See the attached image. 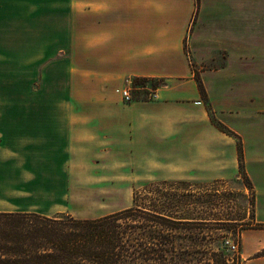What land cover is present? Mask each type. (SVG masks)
<instances>
[{
  "label": "crops",
  "instance_id": "1",
  "mask_svg": "<svg viewBox=\"0 0 264 264\" xmlns=\"http://www.w3.org/2000/svg\"><path fill=\"white\" fill-rule=\"evenodd\" d=\"M35 7L50 25L39 36L40 61L69 73L83 110L12 118L22 155L0 171V213L58 214L34 211L35 195L75 176L90 182L89 171L74 166L94 162L111 170L90 179L98 189L124 184L125 167L139 178L240 179L237 140L213 124L196 71L215 119L243 142L254 227L242 233V264H264V228L256 227L264 225V0H35ZM134 78L164 80L159 99L123 103L116 89Z\"/></svg>",
  "mask_w": 264,
  "mask_h": 264
},
{
  "label": "trees",
  "instance_id": "2",
  "mask_svg": "<svg viewBox=\"0 0 264 264\" xmlns=\"http://www.w3.org/2000/svg\"><path fill=\"white\" fill-rule=\"evenodd\" d=\"M195 78L213 124L237 140L240 174L252 190L241 138L215 119L198 73ZM134 82L160 86L155 79ZM184 185L146 184L134 192L132 207L96 219L0 213V264H242V233L254 227V210L249 223L244 218H212L216 215L211 212L201 216L198 210H213L214 201L188 192ZM229 231L234 239L225 235Z\"/></svg>",
  "mask_w": 264,
  "mask_h": 264
},
{
  "label": "rangeland",
  "instance_id": "3",
  "mask_svg": "<svg viewBox=\"0 0 264 264\" xmlns=\"http://www.w3.org/2000/svg\"><path fill=\"white\" fill-rule=\"evenodd\" d=\"M43 20L39 18L35 0H0V171L7 169L6 173L10 171L8 168L12 167L9 164L13 161L18 162L15 159L22 155L21 150L19 151L20 147L13 143V137L18 135L19 131L12 129V118L21 113L42 112L52 115L83 110L71 96L69 73L52 70V67L45 70L46 62L44 61L46 60L40 61L38 53L41 54L44 51L39 36L45 34L48 28L50 29L47 23L49 18ZM195 73L198 72L195 71ZM80 75L82 73H79ZM135 79H127L123 86L127 85V81H132L136 85ZM155 80L160 86L153 88L159 91L165 85V81ZM121 86L116 89V94L126 105L134 102H153L159 99L158 91L157 98L151 101L146 93H133V101L126 103L122 99L123 86ZM118 89H120L119 92ZM82 92L80 94H86L85 89H82ZM5 137H8L7 144L3 143ZM13 155L16 156L15 159L12 158ZM93 164H84L86 167L83 168L81 167L84 165L74 166L81 173L88 170L86 179L90 182H79V177L75 176L70 178L72 181L68 184L61 183L58 191L37 193L35 196L39 205L33 210L50 214L68 213L80 219H96L114 210L132 207L136 190H142L146 184L162 181H183L186 183L184 188L188 192L202 195L204 199L206 198L205 200L212 199L215 207L213 210L200 208L198 211L201 216L211 212V215H216L212 218L235 220L244 218L245 222L249 223L250 215L254 210L253 189L246 187L242 176L240 179L215 182L194 179L163 180L147 177L149 173L141 178L134 177L129 168L125 167L124 184L107 183L101 185L103 189H98L100 185L92 183L90 179L98 175L107 177L111 170L100 169L95 162ZM57 166L61 172L66 168L65 162L62 161L58 162ZM28 196L31 195H26L27 200ZM227 229L233 231L234 227ZM225 235L234 239L230 231ZM231 244L234 245V243Z\"/></svg>",
  "mask_w": 264,
  "mask_h": 264
},
{
  "label": "built area",
  "instance_id": "4",
  "mask_svg": "<svg viewBox=\"0 0 264 264\" xmlns=\"http://www.w3.org/2000/svg\"><path fill=\"white\" fill-rule=\"evenodd\" d=\"M157 91L158 90L154 89L149 83H145L144 85H134L132 81H127V85H125L121 90V95L122 99L126 101V103L133 101V93H146L151 101L157 98Z\"/></svg>",
  "mask_w": 264,
  "mask_h": 264
}]
</instances>
